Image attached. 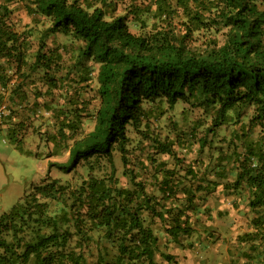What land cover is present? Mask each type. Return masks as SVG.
Returning <instances> with one entry per match:
<instances>
[{
	"label": "trees",
	"instance_id": "trees-1",
	"mask_svg": "<svg viewBox=\"0 0 264 264\" xmlns=\"http://www.w3.org/2000/svg\"><path fill=\"white\" fill-rule=\"evenodd\" d=\"M94 1L0 0V109L8 111L0 118L14 125L7 126L11 144L21 151L27 123L40 107L38 90L25 89L31 74L40 69L49 89L57 85L50 73L61 57L43 39L67 35L81 43L76 63L98 65L99 105L92 130L73 138L65 162L48 166L69 173L81 161L104 158L111 167L108 175H89L76 187L55 178L32 185L0 215V264H85L89 253L93 264L173 261L160 247L159 232L174 244L190 236L197 201L228 179L224 188L243 197L253 212L252 231L238 236L249 251L242 250L241 256L252 260L251 251L258 250V263L264 264V0H138L148 2L144 8L152 9L155 20L152 31L138 35L124 16H106L103 6L111 2ZM13 5L47 22L32 62ZM156 100L169 107L192 101L211 110V123L196 142L198 152L208 146L216 158L183 165L172 142L153 139L154 153L170 156L173 167L149 158L152 182L141 179L129 165L127 127L137 129L143 121L146 126L150 111L143 104ZM79 102L42 104L57 125L51 140L77 132L85 108ZM250 107L253 114L245 127L232 130L229 139L215 140L223 124L239 121ZM18 112L22 118L14 122ZM113 147L120 153L125 186L115 177ZM51 203L62 206L50 211Z\"/></svg>",
	"mask_w": 264,
	"mask_h": 264
},
{
	"label": "rangeland",
	"instance_id": "rangeland-1",
	"mask_svg": "<svg viewBox=\"0 0 264 264\" xmlns=\"http://www.w3.org/2000/svg\"><path fill=\"white\" fill-rule=\"evenodd\" d=\"M107 2L111 3L108 7H105L107 3L103 6L106 16H124L132 33L138 35L152 31L155 20L152 9L147 11L144 8L147 6V1L143 5H140L138 0H107ZM85 3L89 5L95 1L84 0ZM13 6L15 7V20L18 21L20 30H26V56L28 62H32L38 44L44 38L47 22L43 17L27 15L21 5ZM174 22H177L176 18ZM43 40L53 53L61 57L50 73L57 85L49 89L43 83L45 79L41 77L42 70L40 69L31 74V84H27L25 89L31 93L38 90L36 101L40 107L35 108L37 111L34 118L27 123L29 129L24 135L21 151H18L8 139L7 126L13 127L12 121L5 122V119L0 118V215L18 203L32 185L42 180L55 178L61 183L76 187L89 175L102 177L108 175L111 170L104 158L94 162L92 158L81 161L69 173H63L55 167L48 166L49 163L65 162L73 138H80L93 128L95 113L99 105V98L96 94L98 65L91 60L82 64L76 63L81 43L70 36L56 34ZM200 43L201 39L193 43V46ZM69 99L83 101V103H78L80 106H85L81 123L74 135L65 131V139L51 140L50 136H55L57 125L54 123L51 112H47L42 104L47 103L50 106L60 107L67 104ZM143 108L150 111L147 125L145 126L146 122L143 121L137 129L128 126L126 145L129 165L141 179L152 182L150 175L153 170L149 158L165 163L167 169L173 167V160L170 156L154 153L151 141L153 139L172 142V149L183 161V165L194 161L197 164L201 162L206 164L211 158H216L215 151L208 146L204 152H198L199 147L196 142V139L204 134L211 123L213 115L211 110H205L199 103L192 101H179L173 107H169L164 100L144 103ZM25 109L29 110L27 107ZM1 114H8L5 106L0 109ZM252 114L253 108L250 107L242 112L239 121L231 119V122L223 124L217 130L215 140L229 139L231 131L239 130L241 126L245 127ZM21 118L18 112L13 121L18 122ZM145 134H147L146 137ZM111 158L115 168V177L118 178L120 185H127V179L122 176L120 153L116 147L111 150ZM90 165H92L91 169ZM230 181L231 179L221 181L214 192L208 194L204 200L197 201L199 203L198 215L192 218L194 230L190 236L182 237L179 243L174 244L166 241L165 235L159 232L162 251L172 254L175 258L169 262L157 258V264H207L208 261L214 260L212 258L214 255L216 258L226 260L219 259L223 264L229 260L235 261V264H260L258 263V258H260L258 250L251 251V256H255L252 260H246L241 256L242 250L248 251V249L246 244L239 243L238 236L252 231L249 221L253 212L245 207L243 197L224 188V184ZM150 185H148V190L154 192L155 190ZM233 201H235V208ZM60 206H62L61 203H51L49 210L58 211ZM164 241L167 242L166 245H163ZM90 249L91 254H94V244L90 246ZM90 256V253L86 255L85 264L94 263V256Z\"/></svg>",
	"mask_w": 264,
	"mask_h": 264
},
{
	"label": "crops",
	"instance_id": "crops-1",
	"mask_svg": "<svg viewBox=\"0 0 264 264\" xmlns=\"http://www.w3.org/2000/svg\"><path fill=\"white\" fill-rule=\"evenodd\" d=\"M212 258L214 259L213 261H208L207 264H223L221 262V260L219 259H222V258H216V255L212 256ZM222 261H226V260H223ZM204 264V263H203ZM226 264H235V261H231L229 260L228 262H226Z\"/></svg>",
	"mask_w": 264,
	"mask_h": 264
}]
</instances>
